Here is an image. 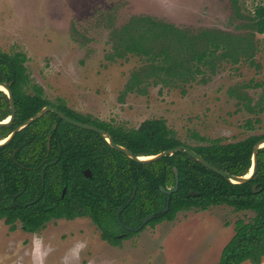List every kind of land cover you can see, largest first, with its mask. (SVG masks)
<instances>
[{
  "label": "trees",
  "instance_id": "obj_1",
  "mask_svg": "<svg viewBox=\"0 0 264 264\" xmlns=\"http://www.w3.org/2000/svg\"><path fill=\"white\" fill-rule=\"evenodd\" d=\"M230 7L234 19L241 17L240 0H230ZM245 18L248 21L242 25L247 31L235 34L219 28L192 31L154 16H132L119 29L112 30L113 51L107 57H123L129 52L145 60L141 75L132 72L126 89L152 79L166 85L189 81L202 74L203 69L214 71L216 60L252 59L253 34L264 31V2L256 4ZM24 60L22 52L11 56L0 53V81L9 85L16 107L12 122L0 127V139L43 106L51 104L74 119L104 129L113 141L135 155L154 154L182 144L218 168L242 175L250 167L253 145L264 138V133L251 134L236 141L221 142L216 138L188 145L174 135L162 118H146L137 127L129 128L89 116L79 118L62 101L56 105L44 97L38 84L30 86L33 93L26 91L30 75ZM137 91L144 92V87H137ZM244 97L237 95V99ZM9 113L7 95L0 90V120ZM54 123L56 126L52 128ZM197 138L204 140L201 136ZM173 166L178 170V187L167 194L159 186L173 187ZM85 169L90 170L89 176L84 174ZM219 204L235 210H251L253 215L234 222V233L222 247L215 264L261 263L264 257V146L257 150L254 176L241 183L229 181L181 150L146 163L134 161L111 147L98 132L70 124L53 111L25 125L0 146V219L10 230L15 229L17 221L24 230L36 231L52 219L86 216L100 230L102 239L118 245L121 238L140 231L128 230L123 224L137 227L152 214L142 228L154 226L163 220H173L179 211L203 210ZM119 208L122 209L119 211ZM119 232H124V236L116 237Z\"/></svg>",
  "mask_w": 264,
  "mask_h": 264
},
{
  "label": "rangeland",
  "instance_id": "obj_2",
  "mask_svg": "<svg viewBox=\"0 0 264 264\" xmlns=\"http://www.w3.org/2000/svg\"><path fill=\"white\" fill-rule=\"evenodd\" d=\"M262 2L240 0L241 17L234 19L230 0H0V53L22 52L30 75L26 91L33 93L30 86L38 84L44 97L56 105L62 101L79 118L124 128L162 118L188 145L216 138L236 141L264 133V31L253 34L251 60H216L214 71L203 69L192 80L170 85L152 79L126 89L132 72L141 75L145 60L129 52L113 59L107 55L113 51L112 30L132 16L150 15L192 31L219 28L243 34L245 17ZM252 215L225 204L183 210L118 245L103 242L86 216L53 219L36 231L24 230L18 221L10 230L0 219V259L16 264L23 257L22 264H30L25 253L38 234L54 248L46 264H59L77 240L87 241L79 264H215L234 222Z\"/></svg>",
  "mask_w": 264,
  "mask_h": 264
},
{
  "label": "water",
  "instance_id": "obj_3",
  "mask_svg": "<svg viewBox=\"0 0 264 264\" xmlns=\"http://www.w3.org/2000/svg\"><path fill=\"white\" fill-rule=\"evenodd\" d=\"M0 86L2 88H0V90H2L8 98V102H9V109H10V113L7 117H5L4 119L0 120V127L8 125L12 122V120L14 119L15 116V111H16V107H15V102H14V98H13V94L12 91L9 87V85L5 82H1L0 81ZM47 111H53L55 112L62 120L73 124L75 126H78L80 128L83 129H87V130H93L95 132H98L99 135L106 140V142L113 147L114 149L123 152L124 154H126L129 158H131L134 161L137 162H141V163H146V162H150L153 160H156L160 157H162L163 155L166 154H172L175 151L181 150L183 152H186L189 156H191L192 158L196 159L198 162H200L203 166H205L206 168L226 177L229 181L234 182V183H241V182H246L249 179H251L257 169V150L258 148L264 146V138L259 139L258 141H256V143L253 145L252 147V153H251V164L250 167L248 169V171L245 174L242 175H236V174H232L227 172L226 170L220 169L217 166L211 164L209 161H207L201 154L197 153L196 151H194L193 149L188 148L185 145H177L168 149H164L162 151H159L157 153L154 154H149V155H135L134 153H132L128 148L117 144L115 141H113L111 135L106 132L104 129L94 125V124H90V123H86V122H82L80 120L74 119L68 115H66L65 113H63L61 110L57 109L55 106H52L51 104H47L45 106H43L40 110H38L37 112H35L33 115L29 116L27 119H25L22 123L16 125L9 133L8 135H6L5 137L1 138L0 142V146L4 145L5 143H7L8 141H10L12 139V137L14 136V134L20 130L22 127H24L25 125H28L29 123H31L32 121L36 120L37 118L41 117L43 114H45ZM56 126V123L53 124L52 128H54ZM50 146V135L47 136V141H46V147L47 150L49 149ZM173 173H174V185L173 187L169 188V189H165L163 186H159L160 190L170 194L172 192H174L177 187H178V170L176 168V166H173ZM84 174L86 176L90 175V170L89 169H85ZM252 190L254 191L256 189V184H252ZM191 194H194V191H191ZM122 208H119V211ZM167 209V206L164 208V210ZM152 217V214L147 215L139 224V226L137 227H131V226H125L126 229L128 230H140L146 223L147 221Z\"/></svg>",
  "mask_w": 264,
  "mask_h": 264
},
{
  "label": "clouds",
  "instance_id": "obj_4",
  "mask_svg": "<svg viewBox=\"0 0 264 264\" xmlns=\"http://www.w3.org/2000/svg\"><path fill=\"white\" fill-rule=\"evenodd\" d=\"M19 247V245H18ZM87 248V241L77 240L71 248L61 257L59 264H79L81 253ZM54 251L50 243L46 244L43 237L33 234L31 240V250L25 255L30 256V264H46L47 258ZM23 257H20L16 264H22ZM0 264H3L0 259Z\"/></svg>",
  "mask_w": 264,
  "mask_h": 264
},
{
  "label": "flooded vegetation",
  "instance_id": "obj_5",
  "mask_svg": "<svg viewBox=\"0 0 264 264\" xmlns=\"http://www.w3.org/2000/svg\"><path fill=\"white\" fill-rule=\"evenodd\" d=\"M85 171V170H84ZM64 190H65V188H63L62 189V194H63V192H64ZM53 220V219H52ZM123 224V223H122ZM125 226H127V225H125V224H123V227H125ZM126 228V227H125ZM116 237H123L124 236V232H119V233H117L116 235H115ZM101 238V237H100ZM102 239V238H101ZM124 238H121V240H123ZM120 240V241H121ZM102 241L103 242H106V243H108V244H110L106 239H102ZM110 245H112V244H110Z\"/></svg>",
  "mask_w": 264,
  "mask_h": 264
},
{
  "label": "crops",
  "instance_id": "obj_6",
  "mask_svg": "<svg viewBox=\"0 0 264 264\" xmlns=\"http://www.w3.org/2000/svg\"><path fill=\"white\" fill-rule=\"evenodd\" d=\"M222 229H223V228H222ZM223 230H225V229H223ZM226 242H227V241H226ZM226 242H225V243H226ZM225 243H224V244H225ZM222 247H223V246H222ZM221 249H222V248H221ZM220 251H221V250H220ZM219 256H220V253H219ZM219 256H218V258H219ZM218 258H217V260H218Z\"/></svg>",
  "mask_w": 264,
  "mask_h": 264
},
{
  "label": "bare ground",
  "instance_id": "obj_7",
  "mask_svg": "<svg viewBox=\"0 0 264 264\" xmlns=\"http://www.w3.org/2000/svg\"><path fill=\"white\" fill-rule=\"evenodd\" d=\"M0 88H2L1 86H0ZM1 141V140H0Z\"/></svg>",
  "mask_w": 264,
  "mask_h": 264
},
{
  "label": "snow or ice",
  "instance_id": "obj_8",
  "mask_svg": "<svg viewBox=\"0 0 264 264\" xmlns=\"http://www.w3.org/2000/svg\"><path fill=\"white\" fill-rule=\"evenodd\" d=\"M0 143H2V142H0Z\"/></svg>",
  "mask_w": 264,
  "mask_h": 264
}]
</instances>
